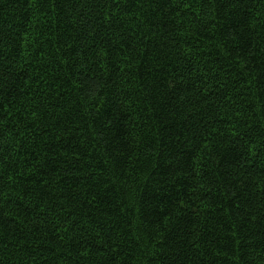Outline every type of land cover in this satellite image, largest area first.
Wrapping results in <instances>:
<instances>
[{
	"label": "trees",
	"instance_id": "obj_1",
	"mask_svg": "<svg viewBox=\"0 0 264 264\" xmlns=\"http://www.w3.org/2000/svg\"><path fill=\"white\" fill-rule=\"evenodd\" d=\"M0 264H264V0H0Z\"/></svg>",
	"mask_w": 264,
	"mask_h": 264
}]
</instances>
